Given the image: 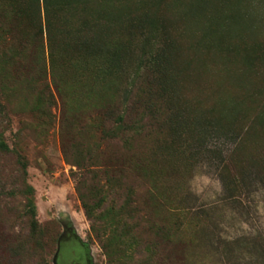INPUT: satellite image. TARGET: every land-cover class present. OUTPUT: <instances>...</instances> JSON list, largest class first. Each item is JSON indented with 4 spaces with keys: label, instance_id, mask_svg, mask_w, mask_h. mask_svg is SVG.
<instances>
[{
    "label": "rangeland",
    "instance_id": "rangeland-1",
    "mask_svg": "<svg viewBox=\"0 0 264 264\" xmlns=\"http://www.w3.org/2000/svg\"><path fill=\"white\" fill-rule=\"evenodd\" d=\"M0 144V264H264V0H0Z\"/></svg>",
    "mask_w": 264,
    "mask_h": 264
},
{
    "label": "trees",
    "instance_id": "trees-1",
    "mask_svg": "<svg viewBox=\"0 0 264 264\" xmlns=\"http://www.w3.org/2000/svg\"><path fill=\"white\" fill-rule=\"evenodd\" d=\"M156 64H158V66L155 67L154 70L155 79H153L149 85L153 87V90H155L154 96L159 99L161 97H165L170 94H169V88L165 84L164 75L162 74L163 70L162 68H160V64L158 63V61H156ZM153 107L154 106H152L151 108ZM151 108H148L147 110L143 109V111L148 112V110H150ZM129 110H130L129 108L128 109L126 108L125 113L127 114ZM112 117H113V113H107L104 119L110 121ZM5 149L6 147L3 144H0V150H5ZM20 165H21V169L25 170L26 168L25 164L21 163ZM246 167H247V161H245L243 155L240 153L239 144L234 146L233 149L225 156L223 162H221L217 166L216 175L220 181V185H221L222 193L224 194L225 201L228 200L237 203L241 202V199L243 198V194H240V191L241 190L243 191V187H244L243 176L245 175V172H247ZM102 175L104 177L108 176L105 173H102ZM248 175H250V177L251 175H254V177L257 178L256 184L264 189V154L262 155V160L260 161L259 165H257V173L248 174ZM79 198H80V202L82 203L84 214L86 218L89 220L90 219L89 209L82 202L81 197ZM30 213L33 215L34 214L33 210H31ZM90 231H94L93 228H90ZM99 239L100 238H98V240ZM100 248L103 249V247L101 246Z\"/></svg>",
    "mask_w": 264,
    "mask_h": 264
}]
</instances>
